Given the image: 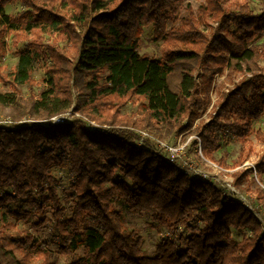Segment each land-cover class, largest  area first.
<instances>
[{
    "label": "trees",
    "instance_id": "trees-1",
    "mask_svg": "<svg viewBox=\"0 0 264 264\" xmlns=\"http://www.w3.org/2000/svg\"><path fill=\"white\" fill-rule=\"evenodd\" d=\"M185 1L0 0V59L10 40L25 43L19 64L0 75L13 89L0 94V113L13 119L0 124V210L17 206L0 214V264H57L54 248L73 257L68 264H264V231L244 203L212 181L191 179L135 131L160 138L189 131L224 75L230 85L219 87L215 114L196 128L204 155L214 160L225 134L246 148L264 118V52L254 45L264 36V9L206 0L198 17L188 6L180 18ZM15 2L22 11L6 14ZM209 20L217 23L212 36L201 29ZM149 27L160 58L140 54L139 34ZM42 62V93L23 97L19 77ZM133 102L141 118L121 114ZM71 109L100 126L41 121ZM25 116L34 120L20 123ZM256 135L264 142V132ZM65 166L68 215L55 176ZM256 170L264 175V153ZM125 213L151 214L167 230L155 255ZM14 221L36 233L52 228L42 241ZM233 230L250 235L238 242Z\"/></svg>",
    "mask_w": 264,
    "mask_h": 264
},
{
    "label": "rangeland",
    "instance_id": "rangeland-1",
    "mask_svg": "<svg viewBox=\"0 0 264 264\" xmlns=\"http://www.w3.org/2000/svg\"><path fill=\"white\" fill-rule=\"evenodd\" d=\"M229 4H244L248 5L249 8L254 13H261L264 9V0H228ZM206 4V0H187L181 4L180 8V18L186 16V9L190 6L198 17L199 9L202 5ZM23 7L20 2H15L7 6L6 14L11 16L17 15L22 11ZM209 23L204 24L201 29L202 31L212 36L213 32L217 26L214 21H208ZM153 28H145L142 33L139 34V38L142 41V46L140 49L141 55H149L154 58H160L162 56V45L154 41ZM8 51L4 58L0 59V75L7 76L12 70L19 64L20 54L25 50V43H21L18 46H14L11 40L8 43ZM254 45L263 50L264 52V36L259 37L254 42ZM259 66L264 70V59L259 60ZM45 76L44 62L39 63L35 67V71L32 76L26 74L18 79V90L21 95L25 98L38 97L44 89L43 78ZM242 76H238L236 82L241 80ZM226 80V81H225ZM227 81L226 75L217 77V86L212 93V104L208 108L207 112L200 118H198L192 128L183 133H172L166 134L164 138H160L157 132L150 129L135 130L139 135V142L141 144L149 141L153 147L161 150L169 155V152L161 148V143H167L173 147V151L182 153L180 157H177L175 161L179 163L187 173L190 175L191 179H198L192 177L194 169L197 172L204 175V181H212L218 187H220L224 195L233 196L239 199L248 210L255 216L256 220L259 222L260 226L264 231V175H260L256 168L257 164L260 162L262 155L264 153V142H261L257 138L256 133L259 131L264 132V118L254 124L255 133L250 137V143L246 148H243L241 143L237 141L232 135L225 134L221 142L222 148L215 152L214 160L207 158L202 151V143L199 136L196 134V128L202 122H208L212 115L216 112V104L218 100V90L221 85ZM230 83L228 82L229 87ZM13 91L12 86L8 83L3 82L0 78V94H9ZM122 115L136 116L141 118L143 113L140 108V102H133L128 105L121 113ZM66 118V122H71L76 119H81L87 122L90 126L98 127L100 126L96 121H93L87 117H84L80 113L74 112L73 109L60 115ZM57 117V116H56ZM54 118V117H53ZM50 119H45L41 121H49ZM31 116H25L20 119V123L33 121ZM13 122L11 117H8L6 113H0V122ZM171 159V157H170ZM172 160V159H171ZM220 162H223V166ZM252 171L248 177H245V172ZM243 174V176H242ZM55 176L61 180L62 186L59 188V195L62 199L63 206L67 209V215L72 206L69 202L67 196L70 193V181L71 173L69 166H65L61 169L55 171ZM200 178V177H199ZM254 180V182H253ZM17 206L15 204H10L6 208L0 210L2 217L7 218L9 210H16ZM125 222L129 229H134L140 232V234L145 238L144 249L147 254L153 256L155 255L157 245L160 243L161 239L168 235L166 229L158 225L153 221L152 215L147 213L142 214H126ZM17 231L30 230L34 235L40 238L42 241L47 240L48 234L51 231L52 224H47L40 233H36L32 228L31 224H25L24 222H16ZM233 235L235 240L238 242L242 241L245 236L250 235V232L245 231H234ZM82 254V250L78 252V255ZM73 257L71 256H61L59 255L56 248L53 249V253L50 262H57V264H68L71 263Z\"/></svg>",
    "mask_w": 264,
    "mask_h": 264
},
{
    "label": "built area",
    "instance_id": "built-area-1",
    "mask_svg": "<svg viewBox=\"0 0 264 264\" xmlns=\"http://www.w3.org/2000/svg\"><path fill=\"white\" fill-rule=\"evenodd\" d=\"M51 122L53 123V124H64L65 122H66V118L64 117V116H57V117H54L52 120H51ZM10 124V123H12V122H0V124ZM161 145V148L163 149V150H165V151H167V152H169V155H170V157H171V159H172V161L174 160L175 161V159L177 158V157H180V155L182 154V153H178V152H176V151H173L174 149H173V147H171L170 145H168L167 143H161L160 144ZM199 172H201V171H199ZM199 172H197V170L196 169H194V173H193V175H191L192 177H196V178H198V179H205L204 178V175H202L201 173H199ZM200 177V178H199Z\"/></svg>",
    "mask_w": 264,
    "mask_h": 264
}]
</instances>
